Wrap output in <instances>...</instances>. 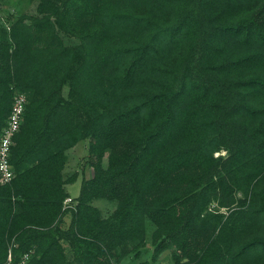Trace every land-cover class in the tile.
Returning a JSON list of instances; mask_svg holds the SVG:
<instances>
[{"label":"trees","instance_id":"16d2710c","mask_svg":"<svg viewBox=\"0 0 264 264\" xmlns=\"http://www.w3.org/2000/svg\"><path fill=\"white\" fill-rule=\"evenodd\" d=\"M4 1L0 138L28 102L0 264H264V0H37L6 19ZM86 139L93 174L65 208Z\"/></svg>","mask_w":264,"mask_h":264},{"label":"rangeland","instance_id":"374dc122","mask_svg":"<svg viewBox=\"0 0 264 264\" xmlns=\"http://www.w3.org/2000/svg\"><path fill=\"white\" fill-rule=\"evenodd\" d=\"M4 2L1 15L6 19L12 13L18 14L20 12H33L35 10L37 0H5ZM88 143V139L82 140L69 150V161L65 169V173L67 175L76 171L79 173L77 181L67 186L73 196L80 192L82 178L90 177L93 174V168L87 163ZM116 202L117 201H108L105 198H100L97 199L95 203L102 208L105 214H108L116 206ZM67 217L68 218L65 219V226L68 225L70 221L69 218H71V216L69 215ZM153 248L154 247L149 244L143 253L142 259H151L153 255ZM171 262H173L172 250L167 249L159 256V259L155 264H170ZM135 264H139V262H136Z\"/></svg>","mask_w":264,"mask_h":264},{"label":"built area","instance_id":"2783aa9c","mask_svg":"<svg viewBox=\"0 0 264 264\" xmlns=\"http://www.w3.org/2000/svg\"><path fill=\"white\" fill-rule=\"evenodd\" d=\"M28 97L24 92H17L11 112L8 117V122L3 128L0 138V183L10 182L16 176V170L11 164V146L14 143V136L20 130ZM76 201L72 196L65 199V208L75 207ZM11 250L9 258L5 264H29V252L25 253L23 257L14 262Z\"/></svg>","mask_w":264,"mask_h":264},{"label":"crops","instance_id":"0c3cea01","mask_svg":"<svg viewBox=\"0 0 264 264\" xmlns=\"http://www.w3.org/2000/svg\"><path fill=\"white\" fill-rule=\"evenodd\" d=\"M78 194H79V193H78ZM78 194H77V195H78ZM77 195L73 196V195L71 194L72 197H76ZM67 216H69V214H66L65 219L68 218ZM69 219H70V218H69Z\"/></svg>","mask_w":264,"mask_h":264}]
</instances>
